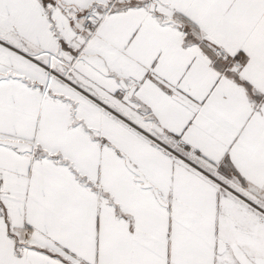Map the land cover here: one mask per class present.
<instances>
[{"label":"snow or ice","instance_id":"snow-or-ice-1","mask_svg":"<svg viewBox=\"0 0 264 264\" xmlns=\"http://www.w3.org/2000/svg\"><path fill=\"white\" fill-rule=\"evenodd\" d=\"M0 264H264V0H0Z\"/></svg>","mask_w":264,"mask_h":264}]
</instances>
